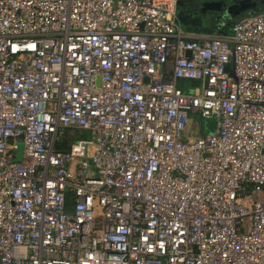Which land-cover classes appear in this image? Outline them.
<instances>
[{
	"label": "built area",
	"instance_id": "1",
	"mask_svg": "<svg viewBox=\"0 0 264 264\" xmlns=\"http://www.w3.org/2000/svg\"><path fill=\"white\" fill-rule=\"evenodd\" d=\"M181 1L0 0V264H264V13Z\"/></svg>",
	"mask_w": 264,
	"mask_h": 264
},
{
	"label": "flooded vegetation",
	"instance_id": "2",
	"mask_svg": "<svg viewBox=\"0 0 264 264\" xmlns=\"http://www.w3.org/2000/svg\"><path fill=\"white\" fill-rule=\"evenodd\" d=\"M207 1H218L223 5L230 6L233 3H238L245 0H187L183 5V13L186 16L185 29L191 32H210L212 30L226 31L237 20L248 15H258L264 13V0H249L252 7L246 11L237 10V14L231 15L230 18L225 16L224 9L220 12H203L202 4ZM254 5V6H253ZM223 17L222 20H217V16Z\"/></svg>",
	"mask_w": 264,
	"mask_h": 264
},
{
	"label": "water",
	"instance_id": "3",
	"mask_svg": "<svg viewBox=\"0 0 264 264\" xmlns=\"http://www.w3.org/2000/svg\"><path fill=\"white\" fill-rule=\"evenodd\" d=\"M187 0H184V1H181L178 3V19L182 25V27L186 28L185 25H186V16L184 15L183 13V5L184 3L186 2ZM203 9L202 11L205 12V11H209V12H220L221 9H224V14L225 16H227L228 18L231 17V15L234 16V14L236 15L237 14V10L239 11H246V10H249L251 7H252V4L250 3L249 0H245V1H241V2H236V3H233L232 5L230 6H226V5H223L221 4L220 2L218 1H205L203 4ZM254 6V5H253ZM249 16H253V15H248L246 17H249ZM244 18V17H243ZM223 17L221 18L219 15L217 16V20H222ZM242 19V18H240ZM238 21V20H237ZM230 29H227L226 31H218L219 34H227L229 32ZM218 33H213V34H218ZM17 146H18V150L16 151V156H15V161H20L21 160V157H22V143H17Z\"/></svg>",
	"mask_w": 264,
	"mask_h": 264
},
{
	"label": "trees",
	"instance_id": "4",
	"mask_svg": "<svg viewBox=\"0 0 264 264\" xmlns=\"http://www.w3.org/2000/svg\"><path fill=\"white\" fill-rule=\"evenodd\" d=\"M210 32L218 33V30H212ZM213 130H214V123L210 121H201V120L199 121V134L200 135H204L205 133L211 132ZM87 135L88 134L86 132H78V131H72V130L65 131L63 133V136L60 138V140L56 144V147L58 149H66L70 144H72L78 139L86 138Z\"/></svg>",
	"mask_w": 264,
	"mask_h": 264
},
{
	"label": "rangeland",
	"instance_id": "5",
	"mask_svg": "<svg viewBox=\"0 0 264 264\" xmlns=\"http://www.w3.org/2000/svg\"><path fill=\"white\" fill-rule=\"evenodd\" d=\"M212 123H214L213 121H210ZM189 130L192 132H196L197 134L199 133V120L198 119H194V122L192 123L191 126H189Z\"/></svg>",
	"mask_w": 264,
	"mask_h": 264
},
{
	"label": "crops",
	"instance_id": "6",
	"mask_svg": "<svg viewBox=\"0 0 264 264\" xmlns=\"http://www.w3.org/2000/svg\"><path fill=\"white\" fill-rule=\"evenodd\" d=\"M179 9V8H178ZM194 33H205V34H213V33H211V32H194Z\"/></svg>",
	"mask_w": 264,
	"mask_h": 264
}]
</instances>
